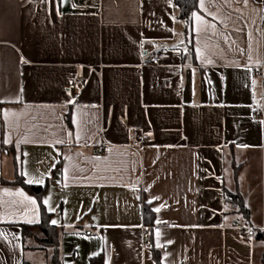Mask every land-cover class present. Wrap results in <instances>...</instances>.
<instances>
[{"label": "crops", "instance_id": "crops-1", "mask_svg": "<svg viewBox=\"0 0 264 264\" xmlns=\"http://www.w3.org/2000/svg\"><path fill=\"white\" fill-rule=\"evenodd\" d=\"M263 92L264 0H199L190 30L174 0H0V264L46 260L17 169L49 181L65 264H155L146 225L162 264H261L224 191L264 228Z\"/></svg>", "mask_w": 264, "mask_h": 264}, {"label": "trees", "instance_id": "trees-1", "mask_svg": "<svg viewBox=\"0 0 264 264\" xmlns=\"http://www.w3.org/2000/svg\"><path fill=\"white\" fill-rule=\"evenodd\" d=\"M199 0H174L175 5L179 8V18L186 21L187 29L190 30L191 19L195 10L198 9ZM192 48V46H191ZM67 123L72 127L70 115H66ZM63 159L60 158L53 171L61 169ZM234 168L238 171V166L233 159ZM7 182V181H4ZM23 187L27 192L35 196L39 203L41 222L38 224H21L23 234V244L26 250H43L45 251L46 260L43 263H32L24 259V264H65L62 255L61 236L63 228L51 223L52 213L47 209L44 203V195L48 189L49 181L44 184H29L25 178L19 174L18 169L16 177L9 182ZM224 198L226 204L227 214H239L241 216V223L243 226H249L247 233L257 240L264 241V228H256L251 224V212L246 205L245 198L241 191L225 189ZM143 216L146 222L153 223L155 212L152 209L151 203H143ZM34 242V243H32ZM155 264L161 263V251L153 246L149 247ZM90 264H105L104 255L100 253L90 258ZM261 264H264V252L261 255Z\"/></svg>", "mask_w": 264, "mask_h": 264}, {"label": "built area", "instance_id": "built-area-1", "mask_svg": "<svg viewBox=\"0 0 264 264\" xmlns=\"http://www.w3.org/2000/svg\"><path fill=\"white\" fill-rule=\"evenodd\" d=\"M159 62V57L155 56L153 58L147 59L145 61V65L152 66ZM85 78L80 77L75 82L69 85L70 88H75L77 84H84ZM263 100H264V92H263ZM262 113V109L258 110L257 112L253 113V116H259ZM145 143V135L141 132L135 133L133 145L137 148H141L143 144ZM99 151H103V148H99ZM161 229L160 226H145L144 227V234H145V245L151 246V241L149 239V236L151 234V231L157 232Z\"/></svg>", "mask_w": 264, "mask_h": 264}, {"label": "snow or ice", "instance_id": "snow-or-ice-1", "mask_svg": "<svg viewBox=\"0 0 264 264\" xmlns=\"http://www.w3.org/2000/svg\"><path fill=\"white\" fill-rule=\"evenodd\" d=\"M245 2H246V0H245ZM69 103H73V104H74V101H72L71 98H70ZM33 182H34V181L31 180V179H29V180L27 181V183H29V184H32ZM35 182H36V183H42L43 181H42V180H39V181H35ZM44 202L47 203V201H44ZM33 203H35V201H33ZM157 211H159V209H157ZM52 223L55 224L56 221L53 220Z\"/></svg>", "mask_w": 264, "mask_h": 264}, {"label": "rangeland", "instance_id": "rangeland-1", "mask_svg": "<svg viewBox=\"0 0 264 264\" xmlns=\"http://www.w3.org/2000/svg\"><path fill=\"white\" fill-rule=\"evenodd\" d=\"M32 243H34V242H32ZM30 252H31V251H30ZM30 252L28 253V256H29V257H30V255H31V253H30Z\"/></svg>", "mask_w": 264, "mask_h": 264}]
</instances>
